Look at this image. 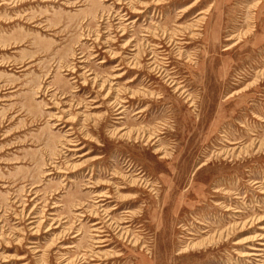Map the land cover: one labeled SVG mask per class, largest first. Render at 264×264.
Returning <instances> with one entry per match:
<instances>
[{"label": "rangeland", "instance_id": "rangeland-1", "mask_svg": "<svg viewBox=\"0 0 264 264\" xmlns=\"http://www.w3.org/2000/svg\"><path fill=\"white\" fill-rule=\"evenodd\" d=\"M145 30L185 35L165 48L183 94L151 80L140 54L128 69ZM156 131L157 143L140 137ZM109 183L113 219L136 218L102 264H264V246L260 261L239 255L264 234V0H0V264L82 261ZM35 206L53 221L30 236L13 217Z\"/></svg>", "mask_w": 264, "mask_h": 264}, {"label": "bare ground", "instance_id": "bare-ground-1", "mask_svg": "<svg viewBox=\"0 0 264 264\" xmlns=\"http://www.w3.org/2000/svg\"><path fill=\"white\" fill-rule=\"evenodd\" d=\"M202 13L203 12H200V14H202ZM129 19H131V17H128V14H121V12L118 14V20L120 21L119 25L124 27L123 30H126L127 27L133 23L130 21L129 23L125 24V22L129 21ZM200 21H201V19L197 20L196 25L199 24ZM146 32L148 33V39L145 41L147 49L145 51L141 52L138 49H136L135 45L133 46L134 49H130V51H135V53L133 54V52L132 53L130 52L126 56L127 62L129 63L131 61V63L128 64V66H129L128 69H133L136 66V64L134 63V60L136 59L137 55L140 54L141 57H144V60L147 63L146 74H148V76L151 77L150 78L151 80H153V81H154V79L160 80L168 88L174 89V92H176V93L179 92V93L183 94L184 91H182V90H183L184 86L181 85L182 82H179L178 77L175 76L177 74V72L170 71V69H169L173 65V63L171 62V60H174L173 59V53L171 51L166 52L165 48H167V46H166L167 44L170 47L171 46L182 47V46L188 44V43H183L187 40L185 35L182 32H177V33H174V35H172V37L169 36V38H168L167 33H165V32H162V33L155 32V31L154 32L146 31ZM123 35H125V33H123ZM149 39H152V41L148 42ZM166 39H169L168 42H165ZM131 43H132V39L127 43V46H131ZM126 49H127V47H126ZM148 55H150V56L146 60V57ZM184 60H185V63H187V64L192 63L191 62L192 59L185 58ZM184 60L181 57V61H184ZM119 65H121V63ZM125 73L126 72H124L123 74H125ZM123 74L120 76L119 75L116 76L114 79L121 78L123 76ZM130 81H132V80H130ZM113 85H116V84H113ZM117 90L120 93H122L121 95L124 94L120 89H114V91H117ZM112 93H113V88H110V90L107 93V95L105 96V98L106 99L108 97L110 98L109 94L112 95ZM187 101L189 103L192 101L189 94L187 95ZM127 103H128L127 100H124L122 97L121 98L116 97L115 100L110 104L111 107H110V110H109L110 113H108V116L113 117V119L120 120L121 115H124L125 111H126V108H124V106L122 104H127ZM190 106L192 107V104H190ZM96 108H98V106H95L92 109H96ZM138 113H142V111H138L136 114H138ZM63 114L64 113H60V115H59V113H58V115H55V117H54L55 121L56 122L63 121ZM56 125L58 126L60 124L56 123ZM156 133H158V131H156L154 133H148L145 135H141L140 137L143 139L146 138L147 143H151L153 140L156 141L155 143H157V142H159L158 136L161 134L157 135ZM71 136H72L71 132L68 133V139L66 140V142L69 145L75 147L73 149V151H80L82 148H80V144L78 143L79 140L75 139ZM155 143H153V144H155ZM169 165H170V162L168 163L167 166H169ZM130 175L132 176V174H130ZM119 176H122L123 178L121 179ZM127 176L129 177L128 174L116 172L115 174H112V179H119L120 184H122L125 182L124 178ZM137 177L138 176L136 175V179L133 180V184L135 186H138L139 188L143 189L141 184L145 183V187L148 185V183H146L142 178H137ZM100 186H98V188ZM106 186H108V188H109L107 191H103V192L94 194L95 199L93 201V205L95 208V212H90V214L88 215V217L91 218L90 222H91V232H92V236H91V238H92L91 239L92 251L90 250L87 253L85 252V254L82 256V258H83L82 261H80L79 263H76V264H102L101 262L109 261L110 260V259L108 260L109 254H106L105 248L109 247L113 243V241L117 240L118 238H121V239H118L117 241H119V240L127 241L128 237L130 236L129 234H131V231H132L130 229L131 223L134 221V219L136 217H134V215H132V213L130 211H127V213L124 214L122 216V218H119L118 220L113 219V217L111 216V213H113V211H116L118 208L114 207V208H111V210H107V208L110 205V203L114 202V199L116 200V196L114 195V192H113V190L115 189V185H114V183H109V184H106ZM147 187H149V186H147ZM121 189H123V188H120V190ZM33 201L34 200H32V202ZM37 210H38L37 206L33 207L28 213L26 212L27 209H25V210L22 209L19 212L15 213V215L13 217L14 220L18 221V224L24 225L25 229H27V231H29L30 236L37 235L36 234L37 229L35 226L36 223L38 225L46 226L50 221H53V219L52 218L50 219L46 213H43L42 216L36 215ZM233 213H238V211L234 210ZM80 216L85 217V215H83V214H80ZM142 219H143V215H142V217L140 216L139 220H142ZM262 220L264 221V218ZM51 229H53V228L48 227L45 232H48ZM259 229L264 231V225H260ZM116 236L118 238H116ZM29 243L31 244V246L28 247L27 249L31 253L33 251H34V253L39 252L38 246L35 245V244H37L35 241H30ZM252 243H255V244H250L246 248L248 251H244L241 254H239L241 258H243V259L248 258L249 260H255V258L261 257L262 254L260 252H263V248H260V247L264 246V234L259 233V234H256L255 236H253ZM235 244H237V242ZM63 249H65V248H63ZM255 261H260V259L255 260Z\"/></svg>", "mask_w": 264, "mask_h": 264}]
</instances>
